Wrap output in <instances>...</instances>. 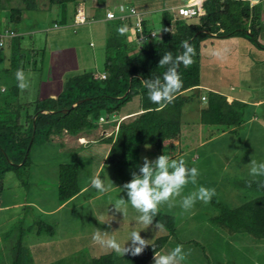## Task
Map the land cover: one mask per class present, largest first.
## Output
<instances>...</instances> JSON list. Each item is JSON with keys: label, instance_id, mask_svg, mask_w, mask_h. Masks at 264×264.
Segmentation results:
<instances>
[{"label": "rangeland", "instance_id": "rangeland-1", "mask_svg": "<svg viewBox=\"0 0 264 264\" xmlns=\"http://www.w3.org/2000/svg\"><path fill=\"white\" fill-rule=\"evenodd\" d=\"M185 1L79 0L86 16L92 20L85 25L72 23L73 4H68L67 24L61 25L59 5H50L48 0H35V10L25 9L26 2L23 0H0V34L6 30L16 32L20 36L21 53L25 54L24 73L29 87L21 90V101L31 102L37 98L58 95L66 78L73 74L83 71L102 73L105 39L119 35L117 29L120 27L116 20H106L107 12L119 15L120 5L126 6L127 10L133 7L149 20L150 28H157L163 11H170L172 6ZM260 6L264 12V0ZM13 9L21 10L20 18L15 16L14 21L11 19ZM3 40L0 70L11 63L10 39ZM259 43L264 44V41L260 39ZM217 52L219 56L214 54ZM262 53L263 46L259 47L256 41L244 37L208 36L200 50V78L204 85L200 88L201 94L213 89L220 93L229 92L234 97L243 92L248 101L251 98H264V71L260 75L249 70L256 59L264 57ZM13 81L12 78L0 76V86L5 88ZM232 88L234 92H230ZM138 105V98H134L126 104L124 111L137 110ZM243 117L242 126L236 131L222 132L223 128L220 127L202 126L196 103L189 104L182 111L180 142L165 145L159 151L142 146L139 154L130 158V164L120 167L105 163L107 146L105 142L99 141L100 136H109L117 129L110 123L116 120L115 117H110V122L104 123L102 116L98 128L89 133L84 132L75 137L63 135L48 142L36 143L30 152L32 164L28 186L21 184L14 171L8 172L3 180L0 195V264H11V248L17 235L16 223L24 218L26 225H29L40 213H44L46 222L56 224V232L52 237L27 234L24 241L34 258L33 264H52L65 258H73L74 264H83L91 258L112 252L93 242L96 228L107 231L121 244L128 240L132 231H140L142 238L153 242L163 231L151 225L144 229L137 220L140 213L130 203L125 214L116 211L113 205L117 198L127 200L126 192L120 188L131 180L133 172L139 174L143 158L154 161L162 154L176 160L183 159L187 167H196L200 173L196 185L189 183L181 197L176 198L175 207L169 209L166 204L160 205L161 211L177 218L179 239L190 241L183 244L185 252L191 251L183 264H208V261L213 264L215 257L220 258L221 255L224 264H264L263 243H257L244 234L226 233L208 222V217L213 213L210 203L197 201L189 211H184L180 206L181 198L200 186L215 189L216 195L212 198L230 208L240 206L253 196L234 184L236 180H264V176L254 178L249 174L252 160L264 163V104L257 109L248 106ZM132 118L134 116L125 117L119 122ZM73 163L79 166L80 186L85 187L92 177L99 176L106 185L112 182L110 191L100 194L88 186L90 190L87 193L69 205L59 207L56 196L58 165ZM25 202L33 205L26 207ZM130 243L127 242L125 246ZM171 250L165 248L160 254ZM148 264H154V259Z\"/></svg>", "mask_w": 264, "mask_h": 264}, {"label": "trees", "instance_id": "trees-1", "mask_svg": "<svg viewBox=\"0 0 264 264\" xmlns=\"http://www.w3.org/2000/svg\"><path fill=\"white\" fill-rule=\"evenodd\" d=\"M23 1L26 2L25 9L35 10V0ZM48 1L50 5H59L61 25L67 24V5L73 4L74 23L79 0ZM262 1L249 6L248 3H238L234 0H206L202 5L203 16L185 20H174L171 11H163L160 26L157 28H150L149 20L143 19L144 34L148 37L140 43L137 42V35L131 30L133 20L128 18L123 22L116 19L120 27L126 25L128 31L124 35L105 39L102 73L83 71L73 74L66 78L58 95L37 98L31 102L21 101V89L17 86L15 76L18 69L26 70L25 54L21 53L19 43L20 36H17L16 32L6 30L5 32L14 35L9 38L11 63L0 70V76L12 78L14 81L8 88L0 86V195L4 177L11 171L18 174L23 186H28L32 164L30 152L36 143L48 142L63 135L75 137L84 132L89 133L98 128L102 116L104 123L110 122V117L116 118L110 123L113 127L117 126V129L109 136L99 137V141L105 142L107 146L105 163L116 167L130 164V158L138 155L142 146L153 147L159 151L165 145L180 142L182 111L189 104L196 103L199 123L202 126L220 127L223 128L222 132L236 131L242 126L244 110L248 103L227 101L224 95L216 91L201 94L200 50L208 36L244 37L249 41H256L259 47H264L263 43H259L260 39L264 41V12L260 6ZM15 16L20 18L21 10L13 9V21ZM89 20L92 19L87 17L81 25H85ZM151 32L155 33L154 37H150ZM182 41H187L194 48L193 63L189 67L179 65L177 71L183 81V87L171 104L158 110V105L148 98V90L144 87L142 79H162L168 66H158L160 58L166 53H171L173 58L182 54ZM2 47L4 40L0 48ZM263 64L260 62L258 66ZM96 75H105V79L96 78ZM134 98H138L139 108L124 111L126 104ZM202 98L205 100L202 101ZM79 101L81 102L75 105ZM73 105L75 106L71 108ZM62 110L68 111L61 113ZM128 116L134 118L119 122ZM79 174L77 164L58 165L56 196L59 207L69 205L90 190V187L80 186ZM234 185L251 192L253 196L234 208L212 198L209 203L213 213L207 220L219 230L230 234H244L264 245V180H236ZM28 205L33 203L25 202V206ZM43 216L44 213L38 214L29 225H26L24 218L16 223L17 235L11 248V264H33L34 258L24 241L27 234L51 237L55 235L56 224L46 222ZM157 221L164 225L165 230L150 243L154 245V249L148 246L139 256L125 254L123 257L112 251L91 258L83 264H148L153 260L155 253L160 254L165 248L174 249L177 245L190 243L179 239V224L175 215L159 210L151 226ZM73 261V258H65L52 264H74ZM224 263L222 255L213 260V264Z\"/></svg>", "mask_w": 264, "mask_h": 264}, {"label": "clouds", "instance_id": "clouds-1", "mask_svg": "<svg viewBox=\"0 0 264 264\" xmlns=\"http://www.w3.org/2000/svg\"><path fill=\"white\" fill-rule=\"evenodd\" d=\"M255 3H259V0H253V4ZM80 5L83 7L82 3H78L77 7ZM122 7L127 10L126 6ZM125 10L123 14L127 13ZM142 18L144 19L143 15ZM117 31L120 35H124L128 31V28L126 25L121 26ZM182 47L184 49L182 54L175 58H173L171 53H166L160 58L158 66H168L162 79L159 77L142 79L144 87L148 90V98L152 103L158 105V110H162L168 104H171L176 98V94L183 87V81L177 71L179 65L183 64L185 67H189L193 63L194 48L187 41H182ZM214 54L217 56L220 55L219 52ZM15 76L19 89L24 90L29 87L22 69H18ZM96 76L99 77L100 75ZM250 163L249 174L251 176L254 178L264 176V163H257L255 160H252ZM199 175L198 169L196 167H187L183 159H172L165 154L159 155L154 161H149L147 157H144L143 165L139 168V174L133 172L131 174V180L120 188L126 192L127 200L123 197L117 198L113 207L116 211L125 214L127 212V206L130 203L131 207L140 213L137 217L138 222L143 225L144 229H147L153 224V220L160 210V205L166 204L169 209L175 207L176 198L181 197L183 189L189 183L196 185ZM112 185V182L106 185L104 180L99 176H94L90 180V186L100 194L108 193ZM215 195V189L200 186L196 191L191 192L187 196H183L180 206L184 211H189L197 201L208 204ZM154 227L159 231L165 230L164 225L159 221L155 223ZM139 233L140 231H132L128 240L121 244L114 236H110L107 231L102 232L99 228H96L92 239L95 244L106 250L114 251L118 256L123 257L125 254L139 256L148 246L154 249V245H151L149 240L142 238ZM129 241L131 243L126 247L125 244ZM190 254V250L188 252L184 251L183 245H177L166 254L155 253L153 257L154 264H183Z\"/></svg>", "mask_w": 264, "mask_h": 264}, {"label": "built area", "instance_id": "built-area-1", "mask_svg": "<svg viewBox=\"0 0 264 264\" xmlns=\"http://www.w3.org/2000/svg\"><path fill=\"white\" fill-rule=\"evenodd\" d=\"M206 0H186L183 4L178 5L172 8L170 11L173 14L174 20H185V19H193L200 18L204 15V11L202 8L203 3ZM238 3H248L249 6L257 5L258 3L253 4V0H234ZM261 0H259L260 2ZM125 8L122 6L119 7V16H116L113 12H107L106 19L114 20L120 19L125 20L127 18H132L134 25L132 26V31L137 35V42L140 43L142 40L146 39L148 36L144 34L143 26H142V15L136 12L133 8H130L127 13L123 14ZM86 21V15L84 12V8L80 5L77 7L74 23L76 25L84 24ZM150 37H154L155 33L151 32ZM14 35L12 33L5 32L4 34H0V46L3 44L4 38H11ZM96 78L105 79V75L96 76ZM205 99L202 98V101Z\"/></svg>", "mask_w": 264, "mask_h": 264}, {"label": "crops", "instance_id": "crops-1", "mask_svg": "<svg viewBox=\"0 0 264 264\" xmlns=\"http://www.w3.org/2000/svg\"><path fill=\"white\" fill-rule=\"evenodd\" d=\"M176 7V6H175ZM171 8H174V6H172ZM145 19V18H144ZM262 54H264V53H262ZM261 54V55H262ZM260 62H263L264 63V57H262L261 59H259V60H255L252 64H251V66H250V68L251 69H249V70H252V71H254L255 73H258V74H260V75H262V73H263V66H258V64L260 63ZM264 65V64H263ZM244 72V70L242 71V73ZM257 74V75H258ZM256 75V74H255ZM259 76V75H258ZM204 87V85L202 84V83H200V88H203ZM210 91H216V92H219L218 90H213V89H211ZM238 91H240V89L238 90ZM249 91L250 92H252V90L251 89H249ZM230 92H234V90H233V88L231 89V91ZM241 92H242V90H241ZM246 92H248L247 90H246ZM220 93V92H219ZM220 94H222V95H224L225 97H226V99H227V101H230V100H237V101H240V102H243V103H247V102H249L248 103V106L249 107H252L253 109H257V108H259L260 106H262L263 104H264V98H251L250 99V101H248L246 98H247V95H245V94H243V92L242 93H239L240 95L239 96H237V97H234L231 93H229V92H226V93H220ZM253 115H254V119L256 118V115L253 113ZM90 185V183L89 184H87L85 187H88ZM14 206H16V205H14ZM17 206H19V205H17Z\"/></svg>", "mask_w": 264, "mask_h": 264}, {"label": "water", "instance_id": "water-1", "mask_svg": "<svg viewBox=\"0 0 264 264\" xmlns=\"http://www.w3.org/2000/svg\"><path fill=\"white\" fill-rule=\"evenodd\" d=\"M250 35V34H249ZM81 101L77 102L75 105L79 104ZM75 105H73L71 108H73ZM68 110H62L61 113H66Z\"/></svg>", "mask_w": 264, "mask_h": 264}]
</instances>
